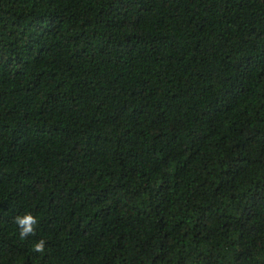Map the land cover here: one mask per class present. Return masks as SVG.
Instances as JSON below:
<instances>
[{
    "label": "trees",
    "instance_id": "trees-1",
    "mask_svg": "<svg viewBox=\"0 0 264 264\" xmlns=\"http://www.w3.org/2000/svg\"><path fill=\"white\" fill-rule=\"evenodd\" d=\"M0 264H264V0H0Z\"/></svg>",
    "mask_w": 264,
    "mask_h": 264
},
{
    "label": "clouds",
    "instance_id": "clouds-1",
    "mask_svg": "<svg viewBox=\"0 0 264 264\" xmlns=\"http://www.w3.org/2000/svg\"><path fill=\"white\" fill-rule=\"evenodd\" d=\"M13 222L17 226L18 234L21 240L27 239L29 236L36 234V225L38 220L31 213L17 215L13 218ZM45 240L40 239L33 245V250L37 253L43 254L45 251Z\"/></svg>",
    "mask_w": 264,
    "mask_h": 264
}]
</instances>
